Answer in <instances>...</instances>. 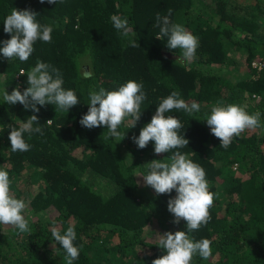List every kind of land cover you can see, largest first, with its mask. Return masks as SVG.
Returning <instances> with one entry per match:
<instances>
[{"label": "trees", "instance_id": "16d2710c", "mask_svg": "<svg viewBox=\"0 0 264 264\" xmlns=\"http://www.w3.org/2000/svg\"><path fill=\"white\" fill-rule=\"evenodd\" d=\"M14 8L36 12L37 22L51 25L53 32L51 42L34 43L27 61H9L0 53V169L9 173L11 194L25 201L23 215L31 229L20 233L0 225V264H66L51 229L63 234L69 225L80 249L73 264H152L165 254L160 236L187 231L186 222L174 224L168 211L175 190L157 195L135 175H146L149 162L166 161L175 151L205 170L209 191L217 194L209 222L188 233L194 241L211 240L212 254L207 260L196 255L192 264H264V0H0V48L11 38L3 29ZM169 9L170 22L198 37L191 63L180 49L166 46L167 37H156V16L169 15ZM112 15L128 19L138 47L126 46ZM37 61L59 69L63 87L80 103L68 112L37 105L34 113L3 101L4 90L23 92ZM129 80L143 85L146 99L136 126L129 128L127 118L119 127L121 141L106 140L103 126L88 129L79 123L90 91L115 90ZM172 91L201 105L193 116L175 109L165 114L181 121L178 133L188 146L161 154L153 142L138 148L133 137ZM217 102L259 112L261 126L242 132L227 149L220 147L203 120ZM33 114L43 134L25 133L30 150L13 152L11 127Z\"/></svg>", "mask_w": 264, "mask_h": 264}, {"label": "clouds", "instance_id": "9594fccd", "mask_svg": "<svg viewBox=\"0 0 264 264\" xmlns=\"http://www.w3.org/2000/svg\"><path fill=\"white\" fill-rule=\"evenodd\" d=\"M45 0H40L44 3ZM58 0H47L48 4H57ZM169 15L156 16L157 26L160 31L156 35L162 40L167 37L166 46L171 49H180L185 61L191 63L196 57L199 46L198 37L188 31L182 24L172 23ZM37 13L30 10H18L14 8L4 19V32L10 33L11 38L4 40L0 53L9 61L18 58L21 62L27 61L34 51V43L37 40L51 42L53 27L40 24L36 19ZM113 27L118 31L121 39L127 38L128 44L133 48L138 47L134 39L136 33L130 27L128 19L120 15L110 17ZM20 75H25L22 71ZM89 74H86V76ZM27 87L21 92L14 88L9 94L4 90L3 101L9 105L19 103L25 109H31L34 113L39 112L37 105L52 104L55 111L68 112L72 107L80 103L76 93L63 87L64 80L59 69L51 65L37 61L26 74ZM143 85L135 80H129L115 90L98 91L88 93V111L82 116L79 123L88 129L105 127L107 135L105 139L115 138L118 142L125 135L118 130L119 127L130 118L128 127L133 128L141 117V105L146 99L142 91ZM201 105L195 101L191 104L180 98L179 91H172L158 104L150 122L145 124L138 136L133 141L138 148L144 149L149 142L154 143L156 154L169 153L174 149L188 146L189 140L181 136L178 130L183 126L181 121L174 115H165L172 110H183L189 116L200 111ZM260 113L249 114L244 107L236 104L224 105L217 102L211 107V113L206 114L207 125L211 133L220 140V147L227 149L235 137L246 130H255L260 127ZM51 122V119L47 121ZM34 123L37 125L33 127ZM39 125L38 116H29L26 122L19 127H11L9 140L13 152H27L30 144L26 142L24 134H43ZM148 172L142 176L146 186L155 190L157 195L170 194L175 190L176 196L168 200V211L173 215L174 224L181 220L186 222L187 231L177 230L165 232L160 238L158 245L164 249L165 254L155 258L152 264H192L193 257L198 255L207 260L211 254L212 241L204 238L193 240L189 232L198 230L210 220L209 209L213 206L215 196L209 191L205 170L194 163L187 154L175 151L168 160H152L148 163ZM139 183V181H137ZM27 205L23 199L15 198L10 192L9 173L0 169V225L12 226L20 233H31L28 220L23 213ZM51 235L63 248L66 255V264H73L79 258L80 249L74 245L77 233L74 225H69L66 231L53 227ZM82 247V246H81Z\"/></svg>", "mask_w": 264, "mask_h": 264}, {"label": "rangeland", "instance_id": "374dc122", "mask_svg": "<svg viewBox=\"0 0 264 264\" xmlns=\"http://www.w3.org/2000/svg\"><path fill=\"white\" fill-rule=\"evenodd\" d=\"M236 56H237V58L240 59V56H239V55L236 54ZM237 60H238V59H237ZM240 60L242 61L243 59H240ZM239 62H240V61H239ZM151 233L156 234V231H155V230H152ZM147 251L150 252V250H148V249H147Z\"/></svg>", "mask_w": 264, "mask_h": 264}]
</instances>
